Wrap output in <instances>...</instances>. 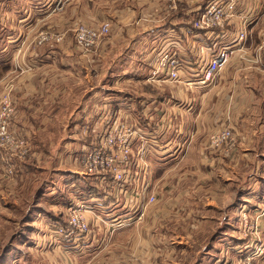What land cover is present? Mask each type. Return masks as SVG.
I'll list each match as a JSON object with an SVG mask.
<instances>
[{
  "label": "crops",
  "instance_id": "crops-1",
  "mask_svg": "<svg viewBox=\"0 0 264 264\" xmlns=\"http://www.w3.org/2000/svg\"><path fill=\"white\" fill-rule=\"evenodd\" d=\"M207 1L181 0L178 9L166 20L169 26L163 34L156 35L151 33L155 31L156 17H143V14L135 32L129 27L130 16L124 18L125 13L133 14V10H116L107 3L105 10L104 4H95L97 0H0V26L8 33L1 50L7 62L5 67H0L4 82L2 95L9 94L16 109L12 127L26 139L29 137L31 145L30 155L25 160L10 162L17 177L5 179L0 174V181L9 194L15 195L14 185H28L35 167H43L41 160L43 163L51 160L50 167H56L58 173L55 174H59L53 182L56 186L47 185L52 188L49 193L61 192H55L50 211L38 212L33 216L35 220L31 219L40 227V232L43 231L41 239L33 246L43 261L40 263L202 264L203 256H197L219 229L214 230L212 224L219 226L225 219L228 230L235 233V227L231 226L237 223L235 216L248 214L247 203L237 207V197L244 195L246 200L264 197V56L260 63H255L254 49L248 50L251 55L247 57L248 63L258 67H241L245 53L241 54L243 49H240L218 73L213 85L187 84L223 43V31L215 32L217 36L205 32H198L194 38L183 35V26ZM137 4L149 8L152 2L138 0ZM239 9L246 17L260 10L257 22L250 28L260 22L263 27L264 0H239ZM111 15L117 18H109ZM90 16H95L98 24L108 21L111 29L87 54L75 45L72 29L77 23H88ZM40 25L53 26V30L63 34V41L36 47L34 32ZM235 25L239 28V17L226 30ZM257 31L259 38L260 31ZM161 35L164 48L186 60V67L196 66V73L191 74L185 67L179 82L157 85L147 81L156 61L150 59L149 41ZM16 55L20 57L18 60ZM33 56H37L35 61L30 58ZM238 57L241 60L232 62ZM147 62L151 68L141 74L140 67ZM16 63L19 67H12ZM111 71H115L116 76H111ZM105 72L109 77L99 84L96 79ZM113 86L117 88L116 93L110 92ZM116 107L121 108L126 119L139 122L141 119L145 121L143 125L153 123L157 128L164 124L166 131L171 129L180 135L194 136L185 159L164 163L161 169L154 165L157 175H163L162 190L156 193L158 201L141 225L127 229H113L108 225L113 216H123L126 212L124 197L111 189L108 181L86 176L77 163L81 153L92 147V131L102 126L101 115L107 108ZM221 126H230L237 134L234 150L229 155L219 151L205 154L203 144L207 135ZM47 135H51L52 141ZM177 143L164 142L167 148L158 154L171 156V149ZM80 150L81 153H76L78 157L71 155ZM62 153L67 155L63 157ZM3 160L6 161V157ZM64 166L71 168L59 173ZM179 167L186 172L179 174L175 171ZM151 183L154 185L153 180ZM233 189L237 191L235 195ZM3 199L4 194H0V201ZM76 201L92 207L91 231L83 240L71 245L74 248L69 252H64L54 246L49 229L65 222L67 207ZM238 221L237 228L241 229V220ZM183 222H188L185 228L188 231L180 235Z\"/></svg>",
  "mask_w": 264,
  "mask_h": 264
},
{
  "label": "built area",
  "instance_id": "built-area-1",
  "mask_svg": "<svg viewBox=\"0 0 264 264\" xmlns=\"http://www.w3.org/2000/svg\"><path fill=\"white\" fill-rule=\"evenodd\" d=\"M170 5L166 9L167 19L171 12L178 9V0H168ZM239 9V0H209L196 15L183 26V35L196 37L198 32L214 34L223 31V43L214 52L213 57L202 69H198V75L187 80V84L205 86L212 83L219 71L223 69L231 57L242 49L248 39L250 27L254 25L260 10L252 16H243ZM239 17L240 26L226 30L231 23L237 22ZM111 29L108 21H103L92 26L86 23H78L73 31L75 45L80 51L89 54L96 45L106 38ZM218 33L214 34L215 36ZM63 34L41 31L36 37V45L54 42L59 44L63 41ZM260 45L255 49L257 55L253 56V62L260 63L259 51H264V25L259 33ZM156 61L150 70L147 81L152 84L163 82H179L181 74L188 62L181 59L175 52L163 48L157 55ZM196 66L186 67L192 73H196ZM16 109L9 94L3 95L0 101V151L6 153L7 166L5 175L9 179L17 177L15 168L10 164L15 159L25 160L29 155L30 148L27 139L12 127ZM126 115L120 108L107 110L101 115L102 126L92 131V147L83 152L77 163L86 176L99 177L110 183L120 196L124 197L125 208L133 211L131 216H113L108 225L113 229L125 228L131 221L140 220L144 215L147 205L156 203V194L150 190L151 180L145 178L149 172V164L145 158L147 150L146 134L139 124L132 119H126ZM237 134L230 126H221L208 135L203 144L205 152L219 151L229 155L235 147ZM141 141L136 153H133L135 141ZM135 162H132L131 160ZM132 165V166H131ZM133 169V170H131ZM144 175L143 177H141ZM264 209H259L258 217L264 214ZM94 212L92 207L85 202L76 201L66 209V220L63 224L56 223L49 229V235L55 240V247L69 252L71 245L77 244L90 233L89 217ZM261 214V215H260ZM239 264H250L248 260H242Z\"/></svg>",
  "mask_w": 264,
  "mask_h": 264
},
{
  "label": "rangeland",
  "instance_id": "rangeland-1",
  "mask_svg": "<svg viewBox=\"0 0 264 264\" xmlns=\"http://www.w3.org/2000/svg\"><path fill=\"white\" fill-rule=\"evenodd\" d=\"M111 1H114V2L110 3ZM150 1L152 2V4L149 8L148 7L143 8V4L138 5L137 4L138 0H97V2H100V3L96 2L95 4L97 5L104 4V7H105V3H107L108 7L111 8L113 5L115 7L114 9L116 10L117 9L126 10V8H130L131 11L133 10V14L131 12H129V14L125 13L124 18L128 17V15L130 16V21L132 22L130 23L129 27H130V30L135 31V32H138V29H139L138 24L142 23V20L140 19V17L143 14H144L143 17L144 16L147 17L148 15H149L148 17H151L153 19H155L156 17L157 21L154 22L155 25H153L154 26L153 30L155 31L153 32L151 31V33L156 34V35H159L160 33L163 34V30L169 25H167L166 23L167 19H162V18L165 17V13L167 12L166 9H168L170 5V1L168 0H150ZM180 1L181 0L177 1L178 5ZM105 10H107L106 7H105ZM107 13L110 14L111 11L108 10ZM137 16L139 17L137 18ZM109 18L116 19L117 16L111 15ZM96 19L97 18L95 16H90L88 20L89 22L86 24L93 25L92 23L94 22L96 23L95 25H97L98 21ZM134 20L137 21V24L134 23ZM84 22H80V23H84ZM261 25L262 23L260 22L253 29H251V32L249 30L248 39L244 47L242 48L243 51H241V54L243 53L245 54L243 55L242 58L238 57L234 59L232 62L242 59V61L244 62H242L241 67H258L255 65H250L247 61V57L251 56V55H248V50H252V49H254L252 55H257V51H255V49L261 43L260 38H258V35H257L258 34L257 29L260 31L262 28ZM75 26L72 29V33L74 31ZM52 28L54 27L51 25L50 26L40 25L39 29H37L38 31L36 30V32H34V35H36L35 40H36L38 33L41 31H44V32L50 31V32L57 33V31L53 30ZM130 30H129V33L127 32V34L129 35H130ZM144 33H147V31H144ZM253 33H255L254 37H253ZM7 34L8 33L6 32L4 27L0 26V47H1L0 67H5L7 65L6 64L7 62H4V59H5L3 55L4 53H2L1 51L4 45L3 41L5 38V35ZM157 37L158 36H156V38L154 39L152 37V40L149 41L148 50L150 51L148 53L150 55V59L151 57L152 59L154 58L157 59L158 57L157 54L165 46L162 35L159 36V38ZM249 39L252 40L253 42L252 41L249 42L250 41ZM51 43L56 44L54 42H51ZM33 44L36 47L38 46L36 45L35 41ZM43 45H40V46H43ZM27 51L30 52V50H27ZM263 52L264 51L258 52V54H261V55H258L261 60L263 59L262 57L264 56ZM235 55L236 54H234L233 56ZM35 57L37 56H33L30 58L35 61L36 60ZM19 58L20 57H18V55L15 56L16 60H18ZM244 63H246V65ZM144 64H145L143 65L144 67H140V69H142L141 74H145L151 68L149 62L144 63ZM12 67H19V65L16 63L15 65H12ZM28 67H32V66L29 65ZM45 67H51V66H45ZM98 68L102 69L104 67H98ZM107 68L109 71L110 68L109 67ZM18 71L20 70L18 69ZM2 72L3 71L0 72V93H1L0 101L3 96L2 92L4 91V88H3L4 82H2V79H3ZM111 72H112L111 76H116L115 71H111ZM107 77L109 76H107V72H105L100 78L96 80L97 81L99 80V84H100L101 82H105ZM208 85H205V86H208ZM211 85H213V83ZM116 89L117 88L113 86L110 92L116 93L115 92ZM116 108H110V109H116ZM136 122L139 124L141 130H144L145 132H147L145 136L146 140L144 141L147 144V150L145 152V157H146V161L150 165L149 167L150 170L147 174H145V178L149 181L150 180L154 181V185L151 184L150 190L151 191L153 190L154 193L156 194L157 192H160L162 190L160 186V181L163 175L161 177L157 175L158 171L156 169L154 170V167H155L154 165H156L157 167H159V169H161L163 167L161 165H163L164 163H170V161L185 159L187 152L192 146L194 136L192 135V137L191 136L188 137L187 135L185 136L184 134L180 135V132L174 131L171 129L169 131H166L163 129V126H162L164 124H162L159 128H157L155 127L153 123H150V126L143 125V122L145 121L141 119H140V122L142 123H140L139 120H136ZM170 134L172 136L171 139L169 138ZM47 137L52 141L53 138H51V135H47ZM65 137L66 136H63V139H65ZM170 141L174 143L179 142V144L178 143L174 144L173 148L171 149L172 151L171 156L169 154H166V155L158 154V152L164 151L167 148L163 145L164 142H170ZM27 144H28V147L31 149V145L29 144V137H27ZM140 144H141V141H138V140L135 141L134 147H133V153H136ZM161 146L163 147V149L160 148ZM78 152L81 153V150L73 152L71 155H73L74 157H78L76 156V153ZM62 154H63V157L67 155L65 153H62ZM205 154H207V152H205ZM5 157L7 159L6 153L3 151H0V162L2 163L0 164L1 165L0 174L2 178L5 176L4 178L6 179L7 175H5V168L7 166V162L3 160L5 159ZM47 161L48 162L43 163V160H41V164L43 167H38V169L37 167H35L34 173H32L31 177L28 178L30 179V181L28 182V185L27 184L23 185L20 183L14 185L15 195L9 194L4 189L3 182L0 181V194L2 195L4 194V199L0 201V264H42L40 262H43L42 260L38 258L39 254L38 252H36V249L33 247L35 245L36 240L41 239V234L43 233V231L40 232L41 230L40 227H37V225L32 223L31 219L35 220L33 219V216H35L38 212H42V214H47L50 211L49 209H51L52 200H53V196L55 195V192L56 194L61 193L60 191L58 192L54 191V192L49 193L50 189L52 188L49 186L47 187V185H50L51 183L56 186L57 184H54L53 182H55L56 178L58 179L59 174H55V173H58V171L55 172V170L57 169L56 167H50L51 160H47ZM70 168L71 167H68V166L60 167L59 173H60V170H67V169L69 170ZM72 169L76 170V167H73ZM185 170L186 169H182L179 167L175 171L179 172L180 174V172H186ZM175 171L173 170V173H175ZM238 173L239 172H237V175ZM143 176L144 175H142L141 177ZM34 177H36L37 180L34 181L35 179ZM61 178L59 177V179ZM43 183H45L44 186H43ZM236 189L235 190L233 189L232 191L233 195L237 193ZM16 191H18L19 194H16L17 193ZM243 196L244 195L239 196V198L237 197V201L235 202L237 203V207L239 208L242 207L240 206L241 204L243 205V203H247V207L245 209L248 214L243 215L242 213H240V216L239 214L238 216H235L236 217L235 222H237L236 224L240 223L238 219L241 220V229H240V226L238 229L237 228L238 225L233 223L231 224V226L235 227L236 232L233 233L231 229L228 230L227 225L224 224L226 222L224 218H223L224 219L223 221H220L219 226L217 224H212L214 230L216 228H219V229L218 230L216 229L217 231H216V234L213 240L209 241V243L206 242L207 246L203 249V251L199 253V256H197L198 258L203 256L202 258H204V261H202V264H239V262L242 260H248L250 261V264H264V214L261 217L257 216L259 213L258 212L259 209H264V197L260 199H258L257 197L254 199L248 198L246 200V198H244ZM156 201H158L157 194H156ZM155 205L156 203L152 205H147L144 211V215L141 217V219L131 221V224L123 229L134 227L137 224L141 225L146 219L147 214L155 207ZM252 206L254 208H252ZM125 211L126 212L123 214V216H131V218L135 217V214L133 211L128 210V208H125ZM220 219H222V217H220ZM221 222L223 223L221 224ZM187 223H184V222L182 223V231L179 230L178 232L180 235H183L184 233L188 231V230H185V228L187 227ZM248 227L250 229H248Z\"/></svg>",
  "mask_w": 264,
  "mask_h": 264
}]
</instances>
